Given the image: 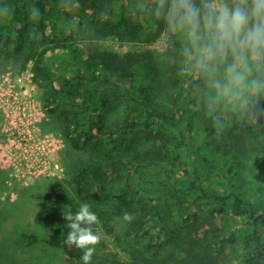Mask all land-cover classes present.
<instances>
[{
    "label": "trees",
    "instance_id": "16d2710c",
    "mask_svg": "<svg viewBox=\"0 0 264 264\" xmlns=\"http://www.w3.org/2000/svg\"><path fill=\"white\" fill-rule=\"evenodd\" d=\"M210 1L193 3L211 8ZM170 2L0 0V58L33 61V72L47 86V113L59 122L68 146L89 155L71 174L72 193L57 178L48 182L47 209L39 218L53 236L46 242L69 264H82L83 250L66 243L64 214L77 212L82 203L99 220L107 215L98 208L103 204L116 208L112 215L134 217L123 230L124 256L94 253L91 264H222L228 256L235 264H264V209L237 182L243 168L226 142L237 143L254 127H264V61L249 54L247 68L236 65L245 73L244 83L229 84L226 68L236 64L232 53L202 58L187 32L170 23ZM161 35L170 45L169 64L149 49L122 54L100 45L109 37L141 44ZM166 79L169 99L160 107ZM120 108L127 119L108 132V116ZM156 140L179 162L177 175L159 164L154 173L133 165L132 174L150 188L134 194L127 183L115 192L111 170L121 171L126 162L117 159L110 169L113 156ZM207 159L210 166L218 163L214 180L206 172ZM252 168L264 178V157ZM23 237L26 246L36 241L33 234Z\"/></svg>",
    "mask_w": 264,
    "mask_h": 264
},
{
    "label": "rangeland",
    "instance_id": "374dc122",
    "mask_svg": "<svg viewBox=\"0 0 264 264\" xmlns=\"http://www.w3.org/2000/svg\"><path fill=\"white\" fill-rule=\"evenodd\" d=\"M222 3L226 2L211 0L208 4L218 7ZM100 45L105 50L122 54L129 50L149 49L155 56L160 54L165 64L171 60L170 45L164 35L141 44L109 37ZM237 69L242 71V68ZM164 83L167 86L163 87L156 102L160 107H166L169 99L170 84L167 79ZM46 87L45 81L33 72L31 59L0 58V264H69L60 249L46 242L53 236L39 218L47 209L44 195L48 182L57 178L72 193L71 174L87 163L89 155L65 142L59 122L47 113L43 104ZM108 117L109 132L123 123L127 114L120 108ZM167 138L168 134L164 136ZM226 142L230 145L229 150L238 154L243 168V177L237 182L242 183L251 199L257 200L264 209V178L252 168L258 159L264 157V127H254L237 143ZM161 143V140H156L153 146L150 142L145 143L128 155L116 153L109 162L111 165L107 166L110 169L114 167L117 159H123L126 164L121 171L111 170L109 186L119 193L128 183L134 194L150 188L132 174L131 166L137 164L149 166L146 171L151 173L159 164L168 174L177 175L180 164L171 160V155L165 153ZM183 154L182 150L180 155ZM209 163L210 159H207L205 169L214 180L218 163H212V166ZM98 208L107 215L94 228L100 236L94 253L112 252L124 256L120 242L128 221L123 219V214L112 215L116 208L111 205L103 204ZM24 233L33 234L36 241L26 246L28 238L23 237ZM235 263L236 260L228 256L222 264Z\"/></svg>",
    "mask_w": 264,
    "mask_h": 264
},
{
    "label": "clouds",
    "instance_id": "9594fccd",
    "mask_svg": "<svg viewBox=\"0 0 264 264\" xmlns=\"http://www.w3.org/2000/svg\"><path fill=\"white\" fill-rule=\"evenodd\" d=\"M167 17L174 27L187 32L190 44L202 51V58H225L232 53L236 64L226 68L229 84L244 83L245 73L236 65L247 68L249 54L264 61V0H232L231 6L222 3L211 8L197 7L193 0H171ZM64 216L70 229L66 243L83 250L82 264H91L95 246L100 243L92 227L100 223L98 216L88 203ZM123 219L131 222L134 217L125 212Z\"/></svg>",
    "mask_w": 264,
    "mask_h": 264
}]
</instances>
